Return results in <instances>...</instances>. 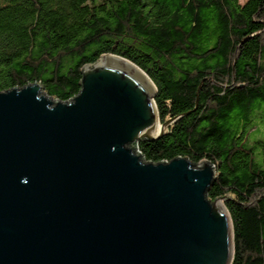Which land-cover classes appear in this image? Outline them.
Segmentation results:
<instances>
[{"label": "water", "instance_id": "1", "mask_svg": "<svg viewBox=\"0 0 264 264\" xmlns=\"http://www.w3.org/2000/svg\"><path fill=\"white\" fill-rule=\"evenodd\" d=\"M157 87L134 62L104 54L68 101L41 82L0 91V264H231L228 197L216 168L146 161Z\"/></svg>", "mask_w": 264, "mask_h": 264}, {"label": "trees", "instance_id": "2", "mask_svg": "<svg viewBox=\"0 0 264 264\" xmlns=\"http://www.w3.org/2000/svg\"><path fill=\"white\" fill-rule=\"evenodd\" d=\"M104 54L141 67L175 120L144 159L214 165L231 264H264V0H0V91L41 82L68 101Z\"/></svg>", "mask_w": 264, "mask_h": 264}, {"label": "rangeland", "instance_id": "3", "mask_svg": "<svg viewBox=\"0 0 264 264\" xmlns=\"http://www.w3.org/2000/svg\"><path fill=\"white\" fill-rule=\"evenodd\" d=\"M242 2H245L246 0H241Z\"/></svg>", "mask_w": 264, "mask_h": 264}]
</instances>
